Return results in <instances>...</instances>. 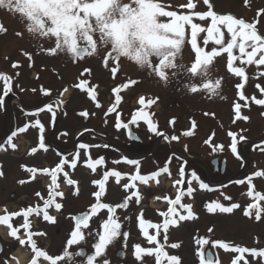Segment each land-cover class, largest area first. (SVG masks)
Instances as JSON below:
<instances>
[{"label":"rangeland","instance_id":"rangeland-1","mask_svg":"<svg viewBox=\"0 0 264 264\" xmlns=\"http://www.w3.org/2000/svg\"><path fill=\"white\" fill-rule=\"evenodd\" d=\"M124 2H128V0H124ZM161 2L168 6L166 10H175L183 14L191 11L208 10L207 6L203 4V0H199L195 10L182 7L188 3V0H161ZM211 2L214 4V11L217 14H232L236 18H243L248 22L259 19L257 16L258 10L264 9V0H248V3L245 0H211ZM195 22H199L204 26H207L209 23L208 21ZM0 25L7 30L4 33H0V73L10 76L7 70L15 69L12 67L14 63L27 70L28 66L32 63L25 53H30L29 51L33 48L31 46L33 44L36 46L35 48L41 47L39 43L44 41L45 44L42 48L51 49L55 46L54 38H39L27 32L25 24L22 23L21 16L15 12H9L4 8H0ZM257 28L261 33H264V20H261L257 24ZM17 32H21L23 35L17 36ZM203 35L201 34V36ZM212 47L213 45L210 43L206 50H210ZM107 51L108 49L101 48L98 54L88 56L82 63L78 62L76 64L70 61L69 54L63 52L56 55L48 54L47 60L43 57L44 61L41 63L45 64L46 70L41 72V69H39L37 73L41 72V75H44L47 71V75L49 72V78L52 80L50 84L51 92L56 97L59 95V98L62 95V100L66 104L62 109V114H64L65 118L62 119L60 117L59 120L56 110L55 116L52 118L51 134L57 132L59 125H63V129L66 128L62 130L64 134L61 133L56 141H54L56 146L59 145L58 143H63L65 149L70 148L75 143L76 135L78 136L79 134L77 131L92 129L96 121L91 120L88 115L87 123L83 122L84 117L80 116L79 113L84 111L85 107H91L92 103L90 101L87 103L88 99L85 96L84 89L75 87L74 85H79L83 80L85 81L84 86L99 90V92L109 85L108 87L116 91V96L119 95L121 97L119 101L115 99V115H120L119 113L123 110L124 112L128 111V115L130 112L137 113L141 110L155 112L156 115H153L151 120L157 121L159 119V124L163 126L165 132L168 130L171 134L179 137L178 140H172L173 144L178 145L176 149L191 160L196 169L201 171V175L203 176L204 174L203 177L207 176L212 183H223L217 189L208 190L200 187V182L203 181V177L200 175H198L199 180H193V184L191 182L194 191L181 199L187 204L192 205V210L197 214L198 218L188 221H178V226H169L167 232L169 244L165 246V251L169 255L179 257L181 264H199L196 253L200 249V245L195 243V240L199 238L228 242L230 245L255 249L257 253L264 250V213L261 214L259 221L255 219V209L251 210V216L244 215V210L250 204L259 203L261 207H264V201L253 199V196L257 192L264 194V176L257 177L254 175L258 171H264V141L259 144L255 143L264 139V105H257L252 99V97L264 99V93L257 87L259 85L261 88H264V76H261V73H264V65L259 67L255 64L246 65L248 79L245 81L243 78L236 77L228 71L227 54H221V56L214 58L207 77L192 76L186 71V68L194 62L195 54L190 45H185L181 56L177 59V63L185 67L170 70V72H174L175 74L170 75L169 82L165 83L155 74L150 73L149 69H142L134 61L124 57L119 60L118 64L109 61L108 67H105L103 61ZM153 63H157L156 58H153ZM239 64L240 62L236 61L234 66H239ZM86 68L90 69L91 73H85L82 76L81 73ZM113 68L117 69L115 73L111 71ZM17 73L20 76L18 80H22L23 75L26 74L24 71H16ZM40 79L46 80V76H42ZM216 79H221L222 81L218 94L213 95L208 90L202 88L203 83L214 82ZM132 81H135V83H132ZM11 83L12 80L10 81ZM241 83L244 84L243 89L237 87ZM193 84L199 89L196 93H192L189 90ZM3 86L4 82L0 81V91L3 89ZM37 88L40 89L41 87L37 85ZM65 88L68 89L66 92L63 91ZM11 91H13V88H11ZM240 92L245 94L246 100L240 99ZM141 97L145 100L144 105L139 103ZM155 98L157 99L156 103H154ZM149 100L153 101L150 105L147 103ZM236 103L241 104L240 115L248 117L247 120L236 119L234 110ZM169 119L174 120V123H169ZM108 122L107 117L99 119L103 138H107ZM193 123L195 127H193ZM187 131H192L193 135H183ZM229 132L236 134L237 154H233L231 151L230 145L233 137L229 136ZM241 136L244 137L243 140L239 139ZM89 139L93 138L85 135L76 142V148L72 154L75 152L81 153L77 167L75 169L65 167V171L69 173V178L77 181L78 184L69 185L66 182V184L60 186L63 195L62 197H56V202L61 203L63 207L60 211H56L54 208L48 210L49 214L55 217V223L43 220L42 214L35 216L36 231L39 229L46 234L43 235L45 237L41 246L48 247L51 252L53 251L54 244L57 243L55 240L61 241L64 249L67 247L66 241L70 238V232L74 230L72 217L83 211H90V206L96 203L94 193L99 190V186L93 182L102 179L103 173L108 171L107 168L112 164V159L109 157V147H95L96 145L108 144L102 140L96 142ZM205 141H209V143H205ZM81 143L90 145L91 147L83 150L79 149ZM215 146L223 147L216 150ZM130 153L142 154L143 152L133 150ZM72 154L67 157L68 160L72 159ZM92 155H97V159L103 157L105 161L103 165L97 166L95 172L88 168L85 163L89 157L94 160ZM211 156L225 159L226 168L222 175L207 174L206 166H210L209 161ZM118 157L119 155L116 156V159ZM2 159L8 166L14 158L9 157L8 153H4ZM46 159L47 161H42L41 157L37 155L35 157L36 166H46V164L50 165L51 163L57 165L59 163V156L55 153V149L52 148L47 153ZM174 161L181 165V161ZM144 163L148 166V159L139 162V166H144ZM133 167L137 168L138 166L133 165ZM133 167L123 162L117 164L115 166L116 171L127 175L123 179L120 178L119 183L116 182V179L110 177L105 183V194L101 197V202L111 205L122 203L133 192L138 193L139 198L144 196L147 200L142 201L140 199L139 203H136V197H132L128 209H117V214L121 216L122 232L127 230L129 234L132 233V236H128L127 239L121 236L108 247L106 258L110 261V264L119 262L118 259L116 260L115 252L119 248L120 240H123L126 244L124 250L127 253L126 259L122 263L119 262L120 264L128 263L129 261L131 262L130 264H154V261H156L154 254L142 255L140 261L135 258L134 245H136V242H139L138 240H146L147 238L141 229V231L135 228L128 230V225L132 222L139 223L138 217L141 212L146 221L156 224L162 223L164 217L160 216V213L170 207L169 203L165 202V199H172L175 193L178 192V189L174 187L176 183L171 184L170 182L175 176V174L171 173L160 175L159 180L153 181V183L149 180L146 184L141 185L138 183L133 188L125 189L123 187L124 184H132L129 175L135 170ZM44 175L41 179H37V183L47 186L49 183H52L51 176L46 173ZM20 176H22V172L17 174L16 170L13 169L12 174L5 167L3 176L0 179V193H8L14 189L17 195L27 194L28 188L21 187V185L20 187L15 186L11 188L7 184L8 182L11 184L10 180H15V178H19ZM176 177H178L177 172ZM249 177H251L253 188L252 196L248 194L249 184L247 181ZM238 180H245V183L236 184L235 181ZM145 185L148 188L144 187ZM170 185L172 186L171 188ZM51 186L53 188L54 185L51 184ZM77 187L79 194L74 195L73 193ZM152 187L155 189L152 190ZM225 196H229L231 199L227 200ZM158 197L159 199H157ZM213 202H219L225 206L237 203L240 207L234 209L232 213H221L219 211L209 213L206 206ZM36 205L37 207L39 205L38 199ZM177 211L180 214H187L186 211L180 208ZM101 216L106 219L107 210H100L98 216L90 220V229L84 231L87 233L91 230L92 235H86V240L82 245L72 246L69 249L73 253V256L68 260V264H73L72 260L74 258L75 260L79 259L74 255L78 249L85 248L87 252L94 251L93 244L97 239L95 233L102 231L98 223ZM125 217H129L130 219H126ZM175 218L178 220V216ZM209 228L213 229L211 233L208 231ZM56 229L59 230L58 238H56ZM0 231L5 239H12L10 229ZM172 243H179L180 247L173 249L169 246ZM149 247L151 246L147 244V248ZM206 248L214 252L216 264H228L230 261L233 262L234 255H241L231 250L222 249L219 246L211 248L209 245L205 246ZM25 254L26 251L20 248L17 256L20 258L21 264L27 263L25 261L27 260ZM150 257L154 258L153 262L148 261ZM242 257L240 264H264V256H253L250 253H244ZM43 264H46V261ZM83 264L85 263L83 262ZM164 264H168V262L165 260Z\"/></svg>","mask_w":264,"mask_h":264},{"label":"snow or ice","instance_id":"snow-or-ice-1","mask_svg":"<svg viewBox=\"0 0 264 264\" xmlns=\"http://www.w3.org/2000/svg\"><path fill=\"white\" fill-rule=\"evenodd\" d=\"M199 0H188L186 5L182 7L195 10ZM248 3V0H245ZM203 4L207 6L206 11H191L187 14L178 13L175 10H166L168 7L164 5L161 0H0V8H4L9 12H15L22 18V23L25 24L26 31L33 36L39 38L55 39V46L51 49H45L49 54L56 55L61 52L69 54L70 57L76 61L88 56L98 54L101 48H106L108 51L104 57V66L108 67L109 61L118 64L119 60L124 57L131 61H134L142 69L147 68L150 73L155 74L161 81L169 82L170 75H174V70L177 68H184L185 66L177 63V59L181 56L183 47L190 45V48L195 54L194 62L186 68V71L192 76L207 77L210 68L213 65L214 58L221 56V54H227L228 62L227 69L230 73L236 77L243 78L245 81L248 79L246 75V65H264V33H261L257 28V24L261 20H264V9L258 10L257 16L259 19H255L252 22H248L243 18H236L232 14H217L214 11V4L211 0H203ZM166 18V19H165ZM195 21H208L207 26L202 25ZM190 30V31H189ZM7 30L0 25V33H4ZM201 34H204L201 36ZM17 36H22L23 33L17 32ZM227 37V38H226ZM213 47L210 50H206L209 44ZM110 46V48H109ZM42 47V46H41ZM31 60V56L25 53ZM153 58H156L157 63H153ZM239 61V66H234L235 62ZM18 66L17 63L12 65L13 68ZM116 68H113V73L116 72ZM85 73L90 74V69H84L81 75ZM18 75V73H17ZM264 76V73H261ZM12 77L7 74L0 73V81L4 82L5 92L7 95L11 91L10 81ZM135 83V81H132ZM221 79H216L214 82H205L202 84V88L208 90L213 95L218 94V90L221 88ZM85 81H81L79 85L75 87L83 88ZM238 88L243 89L244 84L237 85ZM260 88V91L264 93V88ZM65 88L63 91H67ZM192 93H196L199 89L193 84L189 89ZM32 91H35L33 89ZM44 95H49L50 90L42 89ZM88 95L93 101L96 100V96L92 91L88 92ZM241 100H246L243 92L239 93ZM224 98V97H221ZM121 97L116 96V100L119 101ZM255 104L264 105V99H256L252 97ZM62 100H55L53 103L46 105L49 112L55 116L54 105L62 104ZM139 103L145 104L143 97L140 98ZM149 105L153 103L152 100L147 102ZM4 104L3 96H0V107ZM97 107L101 105L96 104ZM40 109L39 111H43ZM114 109L110 108L109 112ZM236 119L247 120L248 117L241 116V104L236 103L234 105ZM82 117H87L89 113L82 111L79 113ZM138 120H143L149 131L154 132L157 136H163L164 139L178 140L179 137L173 135L168 137L166 134L157 130V126L149 118L148 114L141 110L133 115L131 123L136 124ZM117 123L115 127L117 129L124 127L127 128L128 124H121L119 122V115L117 116ZM170 123H174L170 121ZM33 127L39 126L40 132L43 133L44 128L39 120H36L32 125ZM193 127L195 124L193 123ZM27 126L20 128L19 132H25ZM17 133L13 132L12 136L8 137V143L12 148L16 145L12 144V137ZM185 136L193 135L192 131L183 133ZM229 136L233 137V141L230 145L233 154H237V138L236 134L229 132ZM243 140L244 137H239ZM43 135L40 136L41 149L47 151L44 144ZM209 143V141H205ZM90 145L81 143L80 149H88ZM95 147H108V145H96ZM223 146H215L216 150L222 149ZM186 148V146H185ZM32 153L37 151L33 148ZM81 158L80 152L72 154V159L68 160L63 158L60 162L51 170L43 169L44 173L51 176L52 185L58 187L57 177L58 174L63 173V176L69 185H77L78 182L69 178V173L65 171V167L75 169L77 162ZM239 158V157H238ZM130 165L139 166V161L129 160L125 157V161ZM86 166L93 172L96 171L97 166L105 163L104 158L92 160L90 157L85 161ZM114 164L121 163L120 160L113 161ZM29 171H35L34 169H28ZM162 172H168V168L161 169ZM160 173H154L153 176L139 175L131 177L133 181L139 180L141 183L146 184L154 176ZM0 175H3L0 172ZM180 180L175 181L176 184L184 182L185 169L182 166L179 169ZM257 177L264 176V171H258L254 174ZM110 177H115L116 182H120L121 173L119 171H106L103 173V178L94 181L93 183L99 186V190L94 193L96 197V203L90 206V211L73 216L74 230L70 232V238L67 239V247L63 251L62 255L53 257L46 251L40 250L35 241L33 235H46L43 232L33 233L27 232V243L31 245L32 250L35 253V258L31 261V264H66L68 260L73 256V253L69 251L72 246H80L86 240V235H92L91 230L87 233L84 231L90 229V220L97 217L100 210H107V218L100 217L98 223L102 228V231L95 233L96 242L93 244L94 251L86 254L83 250L74 253L76 256L86 255V264H110V261L106 258V252L110 245L121 236L125 239L129 236L128 232H122L121 216L117 214V209H128L129 203L132 197H136V203H139L140 198L138 193H131L130 196L125 198L122 203L111 205L101 202V197L105 194V183ZM196 172H192L191 180L188 184L191 185L192 180H199ZM249 195H253V188L251 184V177L248 178ZM20 183H24L21 181ZM236 184H244L245 180L235 181ZM125 189L135 187V184H124ZM200 187L203 189H209V185L200 182ZM194 189L189 186L187 188V194H191ZM79 194L78 187L73 193ZM63 193L56 191L54 187L48 193V198L41 197V193L37 192L36 196L43 199V206L41 207H28L22 210V212L12 213L11 216L23 215L24 224L23 228L28 229L30 227L28 217L32 213L38 215L42 214L43 220L55 223V217L49 214V209L54 208L56 211H60L63 207L61 203L56 202V197H62ZM185 195L184 192H180L175 199L168 201L171 205L166 212H162L161 215L164 220L160 224L151 223L143 218L141 212L139 219V227L142 230L144 236L147 238L150 244L154 243L156 247L144 248L140 244L134 245V256L140 261L142 255H155L157 264H164L166 260L168 264H181L180 258L175 255H169L165 251V244L168 241V229L170 225L178 226V221H188L197 219V214L192 210L191 204L181 203V198ZM159 199V197L157 198ZM225 199L230 200L231 197L225 196ZM253 199L256 201H264V194L255 193ZM179 206L180 209L186 210L187 214H179L175 206ZM209 213L219 211L221 213H232L234 209L240 207L237 203H232L231 206H225L219 202L209 203L207 206ZM252 209H255V219L259 221L261 214L264 213V207H261L259 203L248 205L244 210L245 216L252 215ZM178 216V220L175 218ZM10 216H0V224L7 225L11 231L10 235L16 238L20 245H25L26 241L18 236L19 229L12 226ZM130 219L129 217H125ZM155 229L156 234L150 235L148 229ZM208 231L211 233L212 228ZM161 232L164 233L163 241L161 243L158 240ZM197 245H200V249L196 255L199 259V264H216L213 259V253L207 251L205 246H211L216 248L219 246L225 250H231L234 253L241 255L237 256L232 264H240V260L243 258L242 254L250 253L251 255L264 256V250L259 253L255 249H249L237 245H230L219 240H210L209 238H199L195 240ZM175 249L180 247L179 243H172L169 245ZM2 251V249H0ZM42 258V259H41Z\"/></svg>","mask_w":264,"mask_h":264},{"label":"flooded vegetation","instance_id":"flooded-vegetation-1","mask_svg":"<svg viewBox=\"0 0 264 264\" xmlns=\"http://www.w3.org/2000/svg\"><path fill=\"white\" fill-rule=\"evenodd\" d=\"M45 42L39 43V46H43ZM33 48L29 51L31 56V63L27 70L23 69V67H16L15 69L7 70V72L12 77V83L11 88H13V91H9L7 95H4L5 87L3 86L2 90L0 91V96H3L4 104L2 107H0V172L4 173L5 167L9 169L10 173L13 174V169L16 170L17 174L22 172V176L19 178H15V180H10L7 184L11 186V188H14L15 186L21 187L24 186L28 188L27 194L23 193L20 195H17L14 192V189L9 191L8 193L1 192L0 193V216L9 215L10 221L9 223L12 224L13 227L19 229L18 236L20 238L25 239L26 243L25 245H20L18 240L16 238L11 237L12 239H5L1 233H0V263L3 264H21L20 258L17 256L18 251L20 248L23 249V251H26L25 257L27 258L26 264H31V261L35 258V253L31 248V245L27 243V235L26 233L31 231L33 233H39L41 230H37L36 222H35V215L36 213H32L28 217L29 225L30 227L28 229H25L22 227L24 224V217L23 215L19 216H11L12 213L22 212V210L27 209L28 207H37V199H38V207H41L43 205V197L44 199L48 198V193L51 191L54 187L56 188V191L62 192V189H60V186H63V183L66 181L64 176L61 174H58L57 177V184L56 186H51L52 183H50L49 186H43L41 183H37V179H41L43 176H45L41 171L44 169L45 166L39 165L37 167L35 164V157L38 155L41 157L42 161H46V155L50 152L51 148L48 144V142L51 140V127H52V118L53 114L49 112L46 108V105L49 103H53V100L55 99V94L51 92V79L49 78V72L46 75H41V72H44L45 64L41 63L44 61V58L47 60V56L49 52L45 51L47 49L46 47H37L31 45ZM70 57V55H68ZM86 58V57H85ZM85 58L79 59L74 61L72 59V63L76 64L78 62H82ZM71 59V57H70ZM20 68V69H19ZM36 69V72H35ZM41 69L39 73L37 71ZM16 71H24L26 72L25 75H23L22 80H18L20 77L16 74ZM112 71V69H111ZM42 76H46V80L40 79ZM40 80V81H39ZM37 85H39L41 88L38 89ZM109 86V85H108ZM106 87L103 89V91L99 92V90L94 89L92 92L96 96V100L93 101L91 97L88 95V92L85 94L87 95V103L90 101L92 103L91 107H85L84 111H87L89 113V118L91 120H96L93 124L92 131L93 134H89L92 136L93 139H90L92 141H100L103 140L108 144L109 147V157L112 159V164H110L109 169L111 171H116L115 166L117 164H114L113 161L120 160L123 157L130 158L131 160H137L139 162L147 160L149 161V165L147 166L144 163V166H138L133 167L135 170L130 173V182L132 184L141 183L139 180L133 181L131 177L136 176L138 173L139 175H151L153 176L154 173H160L159 175H166L168 173L175 174V176L170 180L171 184H174L175 181L178 179L180 180L181 177L179 175V169L183 166L185 169V177L184 182L179 184H175V188L178 189V192L175 193L174 197L172 199H175L177 195L180 194V192H184L185 195L183 197L188 196L187 194V188L191 185L188 184V181L191 180V174L192 172H196L197 175H200L201 177V171L199 169H196L195 165L191 163V160L187 156L179 157L181 155L180 151L176 149L178 146L177 144H173L171 139H164L163 136H157L154 132L149 131L147 124L142 120H138L136 124H132V114L127 111H123L122 113H119V122L121 124H127L128 122L131 123L132 130L138 135L139 140H130L125 135L124 127H121L117 129L115 127L117 121L116 114V92L114 89H111L110 87ZM35 89V91H32ZM42 89L50 90L49 95H44L42 92ZM38 90V91H37ZM60 97H63L62 95ZM59 99V95H58ZM60 100V99H59ZM99 103L101 106L97 107L96 104ZM156 103V101H154ZM114 109L113 111L109 112V109ZM40 109H44L43 111H39ZM150 119L153 118V115H156L155 112H146ZM104 117H107L109 122L107 126V140H104L101 138L100 132L102 129L100 128L99 119H102ZM163 119V118H162ZM8 122L6 123V121ZM36 120H39L41 124L43 125L44 131L43 133L40 132L39 126L33 127L32 125L35 123ZM141 121V122H139ZM159 119L157 121H152L156 124L157 130L166 134L168 137L173 136L170 131L166 130L164 131L163 126H160ZM83 122L87 123V117L83 118ZM162 123V122H161ZM12 124V126H11ZM25 132H19L18 130L22 127H25ZM85 129H82L80 131H83ZM88 130V129H87ZM79 130L77 131L80 132ZM16 132L17 135L12 137V144H15L16 147L12 148L11 145L8 143V137L12 136V133ZM43 135L44 137V144L47 148V151L44 149H41L39 147L40 145V136ZM83 135H86V133H83ZM59 146H54V148H58ZM36 148L37 151L35 153H32V149ZM138 151L143 152L142 154H134L130 153V151ZM4 153H8L9 157H13L14 159L10 162V165H6L4 160L2 159V156ZM119 153V154H117ZM119 155V157L116 159V156ZM142 155V156H140ZM137 157H141L139 159H136ZM217 157L219 160L221 159L218 156H211L210 159ZM92 158L95 160L98 158V156H93ZM181 161V165L177 164L174 160ZM61 159H59L60 162ZM49 162V161H48ZM51 163V162H50ZM219 162L216 164L215 167L206 166V172L207 174H214V175H222L223 173H220L219 168ZM51 163V168L52 167ZM50 166V165H49ZM37 167V169H36ZM47 167V166H46ZM168 168V172H162L161 169ZM28 169H34L35 171H29ZM46 169V168H45ZM51 171V170H50ZM176 172L178 177H176ZM47 174V173H46ZM206 174V173H205ZM125 175L121 173V179L125 178ZM159 175L154 176L153 179L150 180V182L153 183V181L159 180ZM3 175H0V179ZM9 176V175H8ZM13 178V176H11ZM115 179V177H112ZM120 179V180H121ZM204 183H209V178L203 177ZM21 181H24V183H20ZM193 181V180H192ZM148 183V182H147ZM143 184V183H142ZM42 185V189L41 188ZM148 188V186H145ZM172 186L170 185V188ZM155 189L152 187V190ZM40 192L41 197H37L36 193ZM143 196V195H141ZM143 198V199H142ZM60 199V198H58ZM142 201L146 200L145 197H140ZM171 199H165V202H168ZM147 201V200H146ZM181 202L183 204H186V202L181 199ZM14 206V207H12ZM171 206V205H170ZM177 210L179 209V206H175ZM168 209L162 212H166ZM161 212V213H162ZM160 213V215H161ZM162 216V215H161ZM138 229L140 230L139 223H130L128 225V230L132 229ZM10 229L7 225L0 224V230ZM11 230V229H10ZM127 232V230H125ZM124 231V232H125ZM141 231V230H140ZM1 232V231H0ZM148 233L150 235L156 234L155 229H148ZM162 234V232H161ZM161 234L158 236V240L161 241V243H164V241L161 239ZM129 236H132V233L129 234ZM45 236L43 235H33V240L35 241L37 247L40 250L46 251L49 255H52L53 257L57 255H62L64 249V245L61 243V241L55 240L57 243L54 244L53 251L51 252L48 247H42L41 243H43V239ZM59 237V230L56 229V238ZM49 238V237H47ZM58 244V245H57ZM136 244H140L141 247L147 248V244H149L152 248L156 247L154 243L150 244L148 240H139V242H136ZM126 247V244L123 240L119 241V248L116 250L115 254L118 251H121L125 254V257L119 260L120 263H122L127 255L124 252L123 248ZM130 257V256H129ZM42 259V258H41ZM116 259V260H117ZM77 261V262H76ZM149 262H153L154 258L150 257L148 259ZM73 264H83V260L79 258L78 260H75V258L72 260ZM119 262H115L116 264H120ZM242 262V259H241ZM114 263V264H115ZM125 262L124 264H130ZM48 264V262H46ZM68 264V261L66 262ZM228 264H232L230 261Z\"/></svg>","mask_w":264,"mask_h":264},{"label":"water","instance_id":"water-1","mask_svg":"<svg viewBox=\"0 0 264 264\" xmlns=\"http://www.w3.org/2000/svg\"><path fill=\"white\" fill-rule=\"evenodd\" d=\"M127 137L128 138H130V139H133L134 137H135V134L133 133V132H131L130 131V127H129V125H128V127H127ZM217 162V159L215 158V159H213L212 161H211V164H215ZM224 169H225V161L224 160H221V171L223 172L224 171ZM85 213V212H84ZM82 214V213H81ZM79 215V214H78ZM81 251V250H80ZM84 251V250H83ZM207 251H210V250H207ZM121 257H122V255H120Z\"/></svg>","mask_w":264,"mask_h":264}]
</instances>
